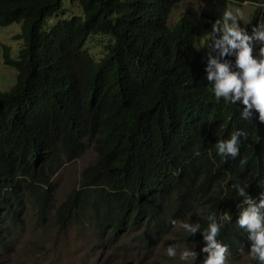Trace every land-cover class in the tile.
Wrapping results in <instances>:
<instances>
[{
	"label": "trees",
	"instance_id": "1",
	"mask_svg": "<svg viewBox=\"0 0 264 264\" xmlns=\"http://www.w3.org/2000/svg\"><path fill=\"white\" fill-rule=\"evenodd\" d=\"M182 1L0 0V27L19 23L13 38L21 42L15 58L3 47L16 75L0 91V247L30 207L41 225L87 224L110 242L136 232L144 249L172 229L183 243H202L195 264L209 256L203 230L212 215L224 256L248 251L247 226L236 223L244 198L231 185L247 183L259 203L264 123L255 111L241 118L238 101L216 100L208 49L196 46L231 5L260 4L251 22L264 21V0H200L198 11L188 6L169 23ZM92 40L97 46L87 47ZM213 55L235 70L234 55ZM237 130L236 156L218 154L217 142ZM90 145L94 161L54 204L61 168ZM195 211L199 227L188 233L181 224Z\"/></svg>",
	"mask_w": 264,
	"mask_h": 264
},
{
	"label": "rangeland",
	"instance_id": "2",
	"mask_svg": "<svg viewBox=\"0 0 264 264\" xmlns=\"http://www.w3.org/2000/svg\"><path fill=\"white\" fill-rule=\"evenodd\" d=\"M192 6L198 11L200 0H183L176 8H172L169 23L178 20L182 11ZM255 6L249 3L231 5L229 10L234 13L239 10L243 17L239 19L241 26L251 21ZM76 11V8H73ZM20 31L19 23L0 27V91L10 88L14 81L16 71L14 68L3 64V47L10 49L11 57H16L21 46L20 40L13 35ZM87 47L97 46L95 40L86 44ZM258 43L255 48H258ZM255 56V51L253 53ZM95 152L88 146L79 158L63 166L55 181L57 191L54 204L63 200L66 194L77 185L81 170L92 163ZM200 212L195 211L190 218L185 219L189 226H193V219ZM52 212L49 213L51 216ZM136 232L126 233L122 230L110 242L105 235H98L87 224L70 225L64 229L53 225L49 220L41 225L36 220L33 210L28 207L23 227L14 233L8 247H0V264H195L202 243H183L180 237L169 232L161 239L158 245L147 249L139 248L134 243ZM173 247L175 256L169 257L166 249ZM189 251L193 255L181 260L180 254ZM224 264H252L248 251H242L234 258L225 257Z\"/></svg>",
	"mask_w": 264,
	"mask_h": 264
},
{
	"label": "clouds",
	"instance_id": "3",
	"mask_svg": "<svg viewBox=\"0 0 264 264\" xmlns=\"http://www.w3.org/2000/svg\"><path fill=\"white\" fill-rule=\"evenodd\" d=\"M253 4L255 8L261 6L257 3ZM242 17L243 14L239 10L234 13L229 8L225 9L220 17L210 22V31L204 34L196 47L208 49L206 79L213 82L211 92L216 100L223 97L225 102L233 105L238 101V104L242 106L241 118L248 120L255 111L259 114L257 120L264 123V21H258L255 24L250 21L249 25L247 23L241 26L239 19ZM256 43L259 45L258 48H255ZM213 52L218 53L220 58L234 55L235 70L230 69L227 60L221 62V59L213 55ZM241 135L243 133L237 130L232 132L229 139L218 141L217 153L222 156L231 154L235 157L239 151L237 139ZM243 163L245 161L242 159L241 164ZM240 184L241 182L238 181L231 185L236 188V195L244 198L237 204L241 211L236 223L241 227L247 226V240L251 242L248 244V256L264 262V223H262L264 212L260 211L264 209V192L259 194V203L254 204L253 198L245 192L248 184L244 183V187ZM245 203L248 207L242 208ZM230 218L228 213L223 214L224 220ZM207 219L210 222L203 230V240L207 241V244L202 251L209 252V256L204 264H224L227 257L224 256L226 247L216 240L219 225L212 215H209ZM181 227L188 233H195L199 225L193 227L183 223ZM166 252L169 257L176 254L173 247H168ZM191 255L193 253L185 250L181 252L180 259L184 260Z\"/></svg>",
	"mask_w": 264,
	"mask_h": 264
}]
</instances>
